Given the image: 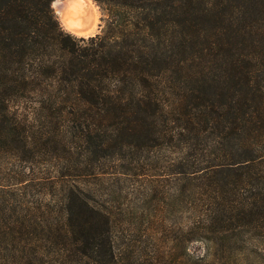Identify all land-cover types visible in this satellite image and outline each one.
Masks as SVG:
<instances>
[{"label": "trees", "instance_id": "trees-1", "mask_svg": "<svg viewBox=\"0 0 264 264\" xmlns=\"http://www.w3.org/2000/svg\"><path fill=\"white\" fill-rule=\"evenodd\" d=\"M99 3L103 34L80 47L50 0H0V264H210L215 247L245 264L244 241L264 243V0ZM162 147L179 152L171 170L183 184L214 198L181 257L137 255L88 190L65 186L61 215L37 218L4 188L32 182L48 155L52 182L68 184L100 179L111 156ZM194 237L204 257L188 252Z\"/></svg>", "mask_w": 264, "mask_h": 264}, {"label": "rangeland", "instance_id": "rangeland-1", "mask_svg": "<svg viewBox=\"0 0 264 264\" xmlns=\"http://www.w3.org/2000/svg\"><path fill=\"white\" fill-rule=\"evenodd\" d=\"M124 155L121 159L107 158L104 164L107 173L100 179L76 175L67 179L68 184L52 182L59 172L56 160L48 155L38 160L32 182L4 184V188L16 189L22 216L37 218L42 214L61 215L58 208L65 186L88 190L94 202L112 210L125 238L135 244L137 255L140 248L146 247L160 256L171 251L176 257L183 256L178 248L180 239L196 221L206 217V204L214 198L203 184H183L172 172L171 164L180 156L174 149L151 148ZM256 239L244 241L242 251L236 254L245 264H264V243ZM186 242L193 257L207 254L204 240L194 237ZM227 255L222 247H215L206 255V262L225 264Z\"/></svg>", "mask_w": 264, "mask_h": 264}, {"label": "clouds", "instance_id": "clouds-1", "mask_svg": "<svg viewBox=\"0 0 264 264\" xmlns=\"http://www.w3.org/2000/svg\"><path fill=\"white\" fill-rule=\"evenodd\" d=\"M52 19L59 32L80 47L103 34L107 14L99 0H50Z\"/></svg>", "mask_w": 264, "mask_h": 264}]
</instances>
